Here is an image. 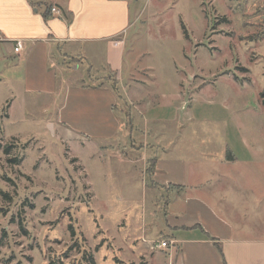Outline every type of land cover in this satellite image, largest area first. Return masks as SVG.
Segmentation results:
<instances>
[{"label":"rangeland","instance_id":"1","mask_svg":"<svg viewBox=\"0 0 264 264\" xmlns=\"http://www.w3.org/2000/svg\"><path fill=\"white\" fill-rule=\"evenodd\" d=\"M131 23L112 141L58 130L57 105L26 94L0 51V264H174L151 242L167 236V196L142 144L207 172L238 234H264V0H132ZM56 70L117 86L111 73L90 82L101 71L86 61Z\"/></svg>","mask_w":264,"mask_h":264},{"label":"crops","instance_id":"2","mask_svg":"<svg viewBox=\"0 0 264 264\" xmlns=\"http://www.w3.org/2000/svg\"><path fill=\"white\" fill-rule=\"evenodd\" d=\"M38 2L59 8L62 15L50 12L52 17L45 22V8L35 6L32 0H0V51L7 54V65L16 57L23 70V77L16 79H21L25 93L45 97L57 105L54 122L58 130L74 131L86 136L87 141L115 140L123 129L118 113L122 98L118 82L123 79L125 40L132 27V0ZM16 41L23 44L19 54L14 52ZM66 59L86 61L89 75L101 71L90 77V82L111 73L117 86L59 82L56 67L62 68ZM73 68L79 69L80 64ZM134 99L132 105L145 103L142 96ZM124 105L130 103L125 100ZM148 146H140V159L145 160L151 151L148 154L154 161V171L150 187L158 199L167 196L163 201L169 219L168 227L161 232L167 236L151 242H172L170 248L159 250L172 256L174 264H264V234L249 229L243 231L251 232L238 234L242 227L236 228V220L229 216L239 218V214L236 209L225 212L222 197L214 196L216 188L211 176L205 171L197 172L196 165L181 158H166L161 144L147 150ZM210 199L220 208L213 206Z\"/></svg>","mask_w":264,"mask_h":264},{"label":"built area","instance_id":"3","mask_svg":"<svg viewBox=\"0 0 264 264\" xmlns=\"http://www.w3.org/2000/svg\"><path fill=\"white\" fill-rule=\"evenodd\" d=\"M51 14L52 15H56V16H60V15H62V11L59 9V8H57V7H53L52 9H51ZM22 49H23V44H22V42L21 41H16V43H15V48H14V52L16 53V54H19L21 51H22ZM168 243L167 242H165V241H162V242H160L157 246H156V248L157 249H167L168 248Z\"/></svg>","mask_w":264,"mask_h":264},{"label":"trees","instance_id":"4","mask_svg":"<svg viewBox=\"0 0 264 264\" xmlns=\"http://www.w3.org/2000/svg\"><path fill=\"white\" fill-rule=\"evenodd\" d=\"M35 5V4H34ZM35 6H39V7H41V6H43L44 8H45V11H44V13H43V18H44V20H45V22H47L48 20H49V16H51L50 15V12H51V7L48 5V4H42V3H39V4H37V5H35ZM52 17V16H51ZM7 152H8V154H9V148L6 150ZM229 157H231V156H229ZM230 159V158H229ZM10 161H12V162H14V163H17V159H13V160H10ZM230 161H231V159H230ZM152 162V161H151ZM154 162V161H153ZM18 163H19V161H18ZM152 168H154V166L152 165ZM152 174V173H151ZM218 249H219V251L222 253V248L221 247H219L218 246ZM92 259V262H93V264H94V261H93V258H91Z\"/></svg>","mask_w":264,"mask_h":264}]
</instances>
